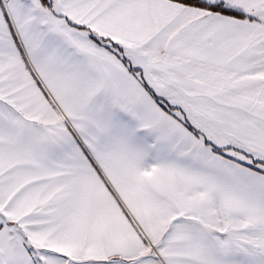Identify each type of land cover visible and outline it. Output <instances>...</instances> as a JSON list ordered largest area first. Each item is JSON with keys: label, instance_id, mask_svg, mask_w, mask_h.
<instances>
[{"label": "snow or ice", "instance_id": "snow-or-ice-1", "mask_svg": "<svg viewBox=\"0 0 264 264\" xmlns=\"http://www.w3.org/2000/svg\"><path fill=\"white\" fill-rule=\"evenodd\" d=\"M0 264H264V0H0Z\"/></svg>", "mask_w": 264, "mask_h": 264}]
</instances>
